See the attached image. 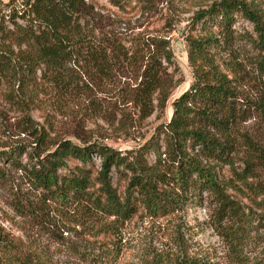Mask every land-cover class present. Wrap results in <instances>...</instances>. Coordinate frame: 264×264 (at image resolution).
I'll use <instances>...</instances> for the list:
<instances>
[{
  "label": "trees",
  "instance_id": "trees-1",
  "mask_svg": "<svg viewBox=\"0 0 264 264\" xmlns=\"http://www.w3.org/2000/svg\"><path fill=\"white\" fill-rule=\"evenodd\" d=\"M201 1L183 33L192 81L173 99L168 121L158 124L144 143L125 150L90 138L75 143L49 137L44 127L35 129L31 150L17 145L0 151V161L20 171L28 187L40 194L37 205L18 200L17 209L35 215L52 204L61 212H78L81 224L88 218L112 217L99 223V231L114 233L115 223L131 219L140 208L166 216L200 204L206 193L216 220L230 221L224 226L229 243L239 244L244 211L221 186L216 168L231 160L238 123L254 114L264 119V11L247 0ZM109 2L125 5V0ZM26 6L24 23L0 28L4 100L21 110L41 109L84 95L85 78L104 89L126 81L124 103L131 102L142 116L164 111L180 82L167 37L173 16L166 19V31L126 35L113 30L87 0H29ZM239 20L249 22L252 30L235 31ZM247 65L255 72L256 97L246 92ZM249 141L238 172L242 182L264 173V147ZM92 155L100 157L95 174L87 167L93 164ZM69 161L79 164L71 169ZM114 170L127 175L123 194L112 182ZM4 175L0 168V179ZM34 259V253L14 246L0 226V264H35ZM171 264L203 263L183 254Z\"/></svg>",
  "mask_w": 264,
  "mask_h": 264
},
{
  "label": "rangeland",
  "instance_id": "rangeland-1",
  "mask_svg": "<svg viewBox=\"0 0 264 264\" xmlns=\"http://www.w3.org/2000/svg\"><path fill=\"white\" fill-rule=\"evenodd\" d=\"M27 1L0 0V28H11L13 21L24 23L28 18ZM87 1L94 4L113 30L126 35L166 31V19L173 16L174 24L167 31V37L178 65L175 78L180 82L168 98L164 111L159 115L154 112L142 116L131 102L124 103L126 81L116 89H104L83 78V82L88 83L84 95L64 98L41 109L21 110L0 96V151L17 145L31 150L35 146V129L41 127L49 137L68 138L75 143L90 138L119 150L138 147L153 134L158 124L168 121L173 99L190 85L192 72L183 33L203 1L125 0L122 8L110 4L109 0ZM247 1L257 3L264 11V0ZM233 29L251 31L252 25L239 20ZM243 70L247 73L246 92L256 97L259 89L255 72L250 65ZM236 128L231 160L228 164L219 163L216 170L225 192L244 211L245 227L240 229L242 240L237 246L231 245L229 235L224 233V226L230 221L221 224L216 220L214 205L206 193L200 204L187 205L166 216L155 217L140 208L131 219L115 223L114 233L99 231V223L109 222L112 217L88 218L81 224L78 212H61L52 204L44 205L35 215L26 214L15 207L19 204L17 201L33 206L40 194L29 188L21 172L7 161H0V168L5 172L0 179V226L14 246L34 253L35 264H171L183 254L195 256L203 264H264V173L249 177L246 182L238 178L247 154L246 143L251 140L264 147V119L254 114ZM92 163L87 167L95 174L100 157L92 155ZM68 164L72 169L79 162L69 161ZM112 182L123 194L127 175L114 170Z\"/></svg>",
  "mask_w": 264,
  "mask_h": 264
}]
</instances>
